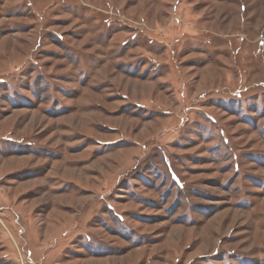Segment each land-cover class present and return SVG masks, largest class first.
Listing matches in <instances>:
<instances>
[{"label": "rangeland", "instance_id": "obj_1", "mask_svg": "<svg viewBox=\"0 0 264 264\" xmlns=\"http://www.w3.org/2000/svg\"><path fill=\"white\" fill-rule=\"evenodd\" d=\"M0 264H264V0H0Z\"/></svg>", "mask_w": 264, "mask_h": 264}]
</instances>
